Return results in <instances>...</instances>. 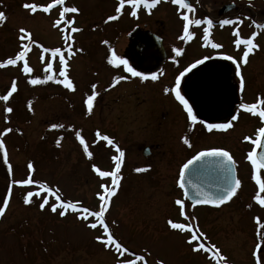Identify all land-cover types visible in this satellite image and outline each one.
I'll return each mask as SVG.
<instances>
[{"label":"rangeland","instance_id":"1","mask_svg":"<svg viewBox=\"0 0 264 264\" xmlns=\"http://www.w3.org/2000/svg\"><path fill=\"white\" fill-rule=\"evenodd\" d=\"M222 1L233 2L242 9L238 17L243 22L242 25L223 27L213 24L210 40L226 46L229 39L236 38L235 31L240 32L241 38H248L256 31L258 35L255 42H259V48L264 50V30L257 29L252 23L257 9H251L254 12L243 9L245 6L259 7L263 11L258 13L257 17L262 20L264 0H211L209 4L207 0H190L195 8L194 14L189 13L190 18H209L206 13H215L214 10ZM49 2L50 0H0V11L5 12L7 17L0 23V62L14 57L20 50L18 29L21 27L31 32L32 39L39 45L49 49L62 48L63 33L59 28L52 26L59 18V7L49 14L39 10L31 14L22 6L25 3L42 5ZM117 2L118 0H66L67 6L75 5L80 9L79 14H68L67 18L74 16V26L82 29L72 35L73 50L83 51L77 52L68 61L69 77L75 85V91L52 81L36 86L27 83L30 76L43 78L45 62L53 59L50 53H43L42 48L36 44L32 45L27 56L28 64L33 69L31 74L22 71L23 62H19L17 66L0 68V94H6L14 79L18 87V91L7 102L8 106L13 108L11 114L3 111L5 102L0 101V131L4 127L14 129L3 138L9 163L13 167L11 178L0 154V205L3 197L8 194L10 179L27 178V164L31 161L35 168V180L47 182L53 188L59 187L66 200H79L84 206L98 210L99 201L96 194L102 191L100 184L110 185L111 179L100 178L92 171L91 166L96 164L101 170L111 171L115 165H111L107 160L106 142H96V136H92V133L99 130L101 134L109 132L117 135V129L121 133L114 118H117L120 104L117 95L126 93L124 90H103L106 84L104 82L109 83L108 76L111 74L113 78L117 74L104 62H99L104 58L102 38L115 39L126 29L129 31L140 24H154L157 27L156 32L163 38L165 49L212 48L202 41L203 28L206 25L190 26V30L195 33L192 40L184 42L178 39L182 35L183 26L178 15V6L163 0L151 10L150 15L147 10L141 9L137 19L131 17L126 9L118 20L105 24L107 16L115 14ZM242 29H245V32ZM239 48L244 50L243 45ZM41 55L45 57V62L41 61ZM65 57L67 58V53ZM53 64L54 72L58 73V57L53 60ZM254 72L257 83H264V64L251 70L253 76ZM92 84L97 85L96 91L99 95L94 102L93 112L89 115L84 99L86 95L91 94ZM259 91L264 97L263 91ZM247 96L245 101L253 95ZM29 102L32 104V111L28 110ZM138 102L144 105L142 110ZM130 103L133 104L128 109L127 105H123V110H128V113H142L150 106L148 101L141 99L132 100ZM6 115L9 117L8 123H5ZM52 123L63 124L65 127L51 129ZM112 128L115 131H112ZM77 130L81 131L89 144V149L94 154L93 159L85 157L82 146L75 139ZM57 139L61 141L59 147L56 144ZM241 144L250 143L242 141ZM136 167L138 165L135 163L129 164L131 170ZM120 175V187L117 195L110 201L106 223L114 237L130 250L125 258L131 259L134 258L133 254H143L148 264H156L158 260L164 261V264H214L205 253L191 251V246L186 243L188 233L182 234L172 230L167 224L168 219L186 222L179 215V206L174 203L178 198L184 199L177 185L173 190L171 185L165 183L127 180V173L122 170ZM241 181V190L243 186L251 187L248 174L241 175ZM28 190H35V185L13 186L9 207L5 215L0 217V264H117L114 251L105 249L103 244L95 240L96 236L103 235L102 228H87L85 223L77 220L71 212L62 218L58 213H52L49 207L41 211L40 200L36 198L30 206L24 205L23 195ZM50 200L55 202L52 197ZM248 205L247 200L241 199L236 211L215 213L212 208L193 207L186 202V212L189 217L197 218L196 222L209 241L221 248L231 264H254L251 252L256 242V224L253 218L257 216L252 213H258L264 208L257 205L249 208ZM258 216L261 220L264 219V215Z\"/></svg>","mask_w":264,"mask_h":264},{"label":"snow or ice","instance_id":"2","mask_svg":"<svg viewBox=\"0 0 264 264\" xmlns=\"http://www.w3.org/2000/svg\"><path fill=\"white\" fill-rule=\"evenodd\" d=\"M162 0H118L115 5L113 15H108L104 20L107 24L111 21L118 20L127 9L128 14L133 18H139V11L141 9L147 10L150 15L151 10L155 9ZM163 2H170L173 5L178 6V15L183 22L182 35L178 39L187 42L194 38L195 33L190 30V26H200L206 25L203 28V40L205 45H210L213 49H220L222 45L219 43H213L210 40V29L213 26V20L204 17L203 19L190 18L189 13H195V8L192 6L188 0H163ZM24 9L28 10L31 14L41 11L43 13L49 14L52 10L59 7V18L53 22L54 28H59L63 33L64 47H54L49 49L48 47H43L39 45L35 40L32 39V34L26 28L21 27L18 29L20 41V50L16 52L14 57H9L2 62H0V68H5L9 65L17 66L19 62H23L22 71L26 74H31L33 69L29 66L27 61L28 53L31 50L33 44L42 48L43 53H50L53 59L47 60L45 62V57L41 55V61L45 62V67L43 69L44 76H30L27 83L32 86L46 84L49 81L62 85L64 88L75 91V85L69 77V63L68 61L77 53L82 52L83 49L73 50L74 37L72 34L82 31L81 28L75 27V17L71 19L67 18L68 14H79L80 9L75 5L67 6L66 0H50L47 4H36V3H25L22 5ZM179 10H187L186 12H180ZM7 19L5 12L0 11V23ZM242 20L236 19H221L219 24L221 27L225 25H239ZM253 24L257 29L264 30V23H257L253 21ZM63 25V27H61ZM70 30V31H69ZM258 32L253 31L248 38H241L240 32L235 31L234 36L236 37L234 43L237 47L241 45L244 46V51L240 60L237 61L236 58L230 55H224L222 58L231 61L235 67V75L239 78V87L241 92L244 89L245 81L241 73V63L246 64L248 57L255 50H258L259 45L255 42ZM27 41V42H26ZM102 43L107 44V41H102ZM172 51L175 53V57L182 55L183 49L179 47H174ZM67 53V58L65 57ZM59 58V72H54L53 60ZM173 57V59H175ZM210 59V57L205 56L202 59H197L195 62L190 63L182 71L179 72L175 77L174 85L171 88L165 87L163 91L167 93H172L175 99L183 106V109L187 113V119L191 124H196L199 122L203 124L208 132L213 130H227L233 127V121L239 118V111L231 116V119L225 123H205V121H198L197 115L194 114L193 108L189 101L181 93V81L182 79L190 73L193 69L201 65L205 60ZM107 64L112 66L114 69L123 68L124 72L129 74L131 77H137L141 81H146L151 79L156 81L158 76L155 72L150 75L144 72L137 71L127 59L114 48H109L107 55ZM129 79L128 75H116L112 78V83L109 88L117 86L121 81H126ZM91 94L86 95L84 99V105L86 106L87 114H91L94 109V102L96 101L99 93L96 91L97 85H91ZM18 91L17 82L14 79L11 83V87L7 90L6 94H0V101L5 102L3 111L7 114L13 112V108L8 106L10 98L14 93ZM239 109L244 112L250 113L253 116L259 117L260 121L264 123V98L258 96L253 103H241ZM28 110L32 111V104L29 102ZM9 122V117L5 116V123ZM63 124L52 123L50 125L51 129L64 128ZM14 129L12 127H4L0 131V154H2L3 164L7 166V172L9 177L13 176V167L9 163L8 151L4 141V137L12 133ZM19 132V129H15ZM96 142H106L107 145L115 148L117 153L112 157L114 161V168L111 171L101 170L96 164H92V171L98 175L100 178H110L111 183L100 184L101 192L96 195L98 197L99 206L98 210H92L87 206H84L79 200L64 199L59 187L53 188L47 182L37 181L33 178L35 168L33 162L29 161L27 164L28 175L27 178L23 179H10L8 185V194L3 197L2 205H0V217L5 215V212L10 204L12 188L13 186L28 187L35 185V190H28L23 195V203L26 206H30L34 203V198L39 199V209L41 211L45 210L46 207L50 208L52 213H58L60 217H65L69 212L75 215V218L79 221L85 223V226L89 229L95 230L99 226L103 230V235H98L95 240L103 244L105 249L112 250L117 255V264H148L146 256L143 254H133L134 258H125L129 254V249L123 246L113 235L108 223H106V213L110 207L111 199L117 195L118 189L120 187L121 181V167L124 162L125 152L116 145L113 138L106 134H101L99 130L96 131ZM62 139V138H61ZM75 139L82 146L83 153L86 158L93 159L94 154L89 149V144L86 142L81 131H75ZM183 144L191 148L192 144L188 138H182ZM244 140L252 145L251 149L246 154V160L250 163L252 174L251 179L257 186V191L253 196V201L264 208V126L259 127L254 136H245ZM60 139H57V147L60 146ZM236 162L229 151L215 147L205 150H201L192 155L189 159L184 162L179 169V178L177 180V185L183 190L185 198H190L193 207L196 205H213L219 207L220 205L229 202L238 193V190L242 186V181L238 178L235 171ZM150 166L147 167H136L134 171L136 173H144L149 171ZM214 174L217 179L214 183L209 185H203L200 180L205 175ZM189 189L194 193L191 197L189 196ZM50 197L54 198L55 202H51ZM176 205L179 206V215L183 217L186 222H177L172 219H168L167 224L170 229L176 230L180 233H188L186 243L191 246V251L194 253H205L209 254V259L214 262V264H231L228 258L222 253L220 247L216 244L211 243L206 233L201 230L199 224L196 222L197 218L195 216L189 217L186 212V202L185 199H176L174 201ZM251 204L248 205L251 208ZM91 218V219H90ZM254 222L256 224V242L254 248L251 252L254 264H264V221L261 220L259 216L254 217ZM115 223V221H113ZM156 264H164V261L158 260Z\"/></svg>","mask_w":264,"mask_h":264},{"label":"flooded vegetation","instance_id":"3","mask_svg":"<svg viewBox=\"0 0 264 264\" xmlns=\"http://www.w3.org/2000/svg\"><path fill=\"white\" fill-rule=\"evenodd\" d=\"M209 1L211 0H207V3ZM207 3L206 8L209 4ZM198 4L200 5V3ZM243 9H250V12H254L251 9H257V14L263 11L259 7L253 8L252 6H245ZM241 10L233 2L222 1V4L214 10V15L210 12L206 14L213 20L215 26H220L219 21L221 19H239L238 15ZM257 14L254 15L252 23L253 21H263L264 23V19H258ZM240 25L242 24L240 23ZM156 31L157 27L154 24H140L132 27L129 31L126 29L122 35H119V37L122 36L121 38H102V41L108 43H102L104 47L102 57L104 58L99 62H104L114 74L129 76L128 80L121 81L117 86L109 88L112 83L110 74L107 78L109 83L105 81L106 84L103 89L105 92L114 89L115 91L124 90L126 92L123 94L120 91L121 93L117 95L120 104L117 109V118H114L117 120L116 125L119 124L121 133L118 129L116 130L117 135L106 133L125 152L121 167V170L127 173L125 179L136 182L165 183L171 185L174 190L179 178V169L187 159L198 151L219 147L229 151L233 156L236 162L235 171L240 180L241 175L248 174L251 187L248 185L243 186V189H239L237 195L231 201L219 207L213 205L202 206L212 208L215 213L223 211L230 213L237 210L241 199H245L253 208L254 205H257L253 201V196L258 189L251 179V165L246 160V154L252 145L241 143L245 141V136H254L256 130L264 126V123L260 121L259 117L240 110L239 105L241 103H253L258 96L264 98L259 91L261 89L264 93V83L258 84L255 72L254 76L251 73L252 69L261 67L264 64V50L258 48L249 55L246 64L241 63V73L245 81L244 89L241 92L239 78L235 75L236 66L231 61L222 58L224 55H230L236 58L237 61L240 60L244 50L235 45V39H229L227 45H222L220 49L183 50L182 55L175 57L172 48H164L163 38ZM242 31L245 32V29H242ZM202 41L204 42V40ZM219 44L221 43L219 42ZM63 47L64 45H62ZM109 48H114L137 71L144 72L147 75L155 72L158 79L156 81L151 79L141 81L139 78L131 77L125 73L122 67L114 69L107 64ZM205 56L210 57V59L198 65L182 79L181 93L189 101L198 121L225 123L231 119L233 114L239 111V118L233 121V127L227 130L208 132L204 125L199 122L194 125L191 124L187 119L186 111L175 99L174 94L170 92L166 94L163 91L165 87L171 88L174 85L175 77L180 71L190 63ZM248 94L253 96L245 101ZM137 99L148 101L150 106L145 112L128 113V110H123V105H127L128 109L133 104L130 102ZM138 104L141 105L140 109L142 110L144 105L142 102H138ZM257 126L259 127L257 128ZM111 130L115 131L113 128ZM95 133L93 132L92 136ZM182 138H188L192 147L189 148L184 145ZM107 149V160L111 165H115L112 160V157L117 154L115 148L107 145ZM130 163H135L138 167L150 166V168L147 172L136 173L134 170L129 169ZM211 175L214 176V174ZM179 191L183 197L180 188ZM262 211L264 209L252 214L255 216L264 215ZM206 255L209 257V254Z\"/></svg>","mask_w":264,"mask_h":264},{"label":"water","instance_id":"4","mask_svg":"<svg viewBox=\"0 0 264 264\" xmlns=\"http://www.w3.org/2000/svg\"><path fill=\"white\" fill-rule=\"evenodd\" d=\"M217 177L214 175L212 176L211 174L205 175L204 177L201 178L200 183L203 185H209L211 183H214L216 181ZM183 191V190H182ZM194 193L192 192L191 189H189V196L191 197ZM184 195V194H183ZM187 202L192 204L190 198H186Z\"/></svg>","mask_w":264,"mask_h":264}]
</instances>
